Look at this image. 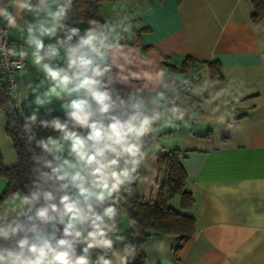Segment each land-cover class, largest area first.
Masks as SVG:
<instances>
[{
	"label": "clouds",
	"instance_id": "obj_1",
	"mask_svg": "<svg viewBox=\"0 0 264 264\" xmlns=\"http://www.w3.org/2000/svg\"><path fill=\"white\" fill-rule=\"evenodd\" d=\"M135 28L126 8L101 18L75 0H0V69L29 110L20 137L31 152L0 199V264H132L141 251L155 264L168 251L165 236L129 239L142 237L127 209L154 185L159 137L200 121L231 128L246 92L235 77L220 85L142 57L128 43ZM6 119L8 165L20 157Z\"/></svg>",
	"mask_w": 264,
	"mask_h": 264
},
{
	"label": "crops",
	"instance_id": "obj_2",
	"mask_svg": "<svg viewBox=\"0 0 264 264\" xmlns=\"http://www.w3.org/2000/svg\"><path fill=\"white\" fill-rule=\"evenodd\" d=\"M121 8L134 14L135 30L142 29L138 42L131 41L133 35L128 40L142 57L177 73L206 72L220 85L235 77L246 92L234 102L231 128L200 121L161 133L158 153L181 151L195 231L177 259L170 250L174 235H151L170 241L155 264H264V17L251 20L250 0H111L98 11L103 18ZM186 57L194 62L182 71ZM24 112L29 114L25 106ZM0 155L3 162L6 151ZM153 166L157 179L156 161ZM156 179L146 194L137 195L154 201ZM171 204L179 208V198ZM143 253L141 264H152Z\"/></svg>",
	"mask_w": 264,
	"mask_h": 264
},
{
	"label": "trees",
	"instance_id": "obj_3",
	"mask_svg": "<svg viewBox=\"0 0 264 264\" xmlns=\"http://www.w3.org/2000/svg\"><path fill=\"white\" fill-rule=\"evenodd\" d=\"M111 0H75V7H80L81 3H87L90 9H96L101 2ZM253 5L251 20L257 21L264 17V0H250ZM78 15L92 17L94 12L86 9L83 13H74L73 18ZM142 29H137L132 37V42L139 40ZM194 58L186 57L180 65V69L185 71L192 63ZM211 62H209L210 64ZM0 111H5L6 122L5 132L8 133L9 139H13V146L17 148L19 161L12 166H4L0 155V177L5 179V184L0 190V199L4 191H7L17 180H22L24 172L27 170L31 152L27 150L26 138L21 139L20 132L24 123V118L13 107L9 98L8 91L0 76ZM26 115V114H25ZM53 115H63L62 112L56 111ZM15 122V123H13ZM47 133L40 132L39 135ZM34 148V144L32 145ZM39 152V149H35ZM157 165L159 168V177L156 179L158 186L157 197L154 201L143 200L137 194L130 200L128 213L136 218L142 225L140 235L142 237L131 238V242L139 245L144 240L156 234H172L175 236V243L170 250L174 259L178 258L180 251L192 237L195 231V220L193 215L188 212L193 204V198L190 191L186 188L187 173L181 160V151L178 148L169 149L157 154ZM178 197L180 207L175 208L171 200ZM129 232L131 230H128ZM144 260L143 251L137 256L132 264H141Z\"/></svg>",
	"mask_w": 264,
	"mask_h": 264
},
{
	"label": "built area",
	"instance_id": "obj_4",
	"mask_svg": "<svg viewBox=\"0 0 264 264\" xmlns=\"http://www.w3.org/2000/svg\"><path fill=\"white\" fill-rule=\"evenodd\" d=\"M10 39V38H9ZM12 39H10V43H11ZM17 43H20L17 41ZM183 74H186V75H189V76H199V73L197 71H193V72H185ZM9 75V73L7 72V70H3V69H0V76L2 78V81L3 83L5 84V87L7 89V91L9 90V83H8V80H7V76ZM8 94H9V91H8ZM9 98L11 100V103L13 105V107L18 111V113L20 114V116L22 118H24V115H25V112H24V106L22 105L21 108L23 109V113L24 115H21V109H18L15 105H16V101L12 99V97L9 95ZM130 241H131V238H129Z\"/></svg>",
	"mask_w": 264,
	"mask_h": 264
},
{
	"label": "rangeland",
	"instance_id": "obj_5",
	"mask_svg": "<svg viewBox=\"0 0 264 264\" xmlns=\"http://www.w3.org/2000/svg\"><path fill=\"white\" fill-rule=\"evenodd\" d=\"M83 25H80V27H82Z\"/></svg>",
	"mask_w": 264,
	"mask_h": 264
}]
</instances>
